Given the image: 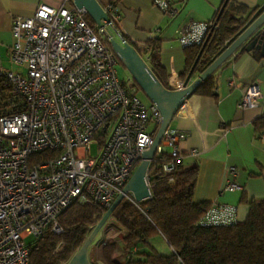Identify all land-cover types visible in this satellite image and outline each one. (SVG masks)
I'll return each mask as SVG.
<instances>
[{
    "label": "built area",
    "instance_id": "2783aa9c",
    "mask_svg": "<svg viewBox=\"0 0 264 264\" xmlns=\"http://www.w3.org/2000/svg\"><path fill=\"white\" fill-rule=\"evenodd\" d=\"M66 3L71 0H62L58 8L40 4L32 16L11 21L9 57L23 70L0 69V264H28L25 239L33 240L47 228L60 234L58 216L72 202L97 205L104 213L152 144L160 123L155 104L139 98L131 78L122 82L117 76L118 61L107 44L111 39L121 46L127 42L115 28V5L106 4L107 20L90 26L83 9ZM152 4L169 17L177 12L171 0ZM214 27V21L189 20L177 44L201 46ZM262 97L250 84L237 104L255 108ZM183 139V132L169 126L163 132L145 175L149 191L150 175L171 174L182 163L177 145ZM42 152L52 156L31 159ZM160 155L167 159L150 168ZM167 182H173L171 176ZM240 188L227 182L222 190ZM125 198L136 203L130 194ZM234 222L235 207L217 203L199 220L201 226ZM111 234L109 229L102 238Z\"/></svg>",
    "mask_w": 264,
    "mask_h": 264
},
{
    "label": "trees",
    "instance_id": "16d2710c",
    "mask_svg": "<svg viewBox=\"0 0 264 264\" xmlns=\"http://www.w3.org/2000/svg\"><path fill=\"white\" fill-rule=\"evenodd\" d=\"M115 1L118 0H111V3ZM220 8L214 19L215 27L193 67L192 77L198 76L260 13L257 8L249 9L234 0H222ZM85 20L90 26L94 25L88 15ZM130 45L141 57L149 49L148 66L162 86L170 88L155 51L157 43L148 41L147 50ZM107 46L110 48L109 44ZM200 47L184 48L185 68L179 73L182 80L192 67ZM2 82L0 78V90L3 89ZM214 86L213 72L200 83L194 94L214 97ZM253 126L257 132L264 131V116L256 119ZM51 156L52 152H42L31 159ZM156 159L157 162L150 168L160 165L167 158L160 155ZM181 164L171 174L158 172L149 176L152 187L148 199L139 203L127 198L120 201L113 209L111 219L113 226L124 231L120 239L122 248L118 246V237L113 236L115 228L111 224L103 226L104 233L112 229V236L102 238L91 247L92 251L88 250L91 264H264V200H248L247 215L241 222L235 221L226 226H201L199 220L210 205L192 202L197 167L182 168ZM168 176L172 177V183L167 182ZM102 214L97 205L72 202L58 216L62 228L60 234L47 228L28 244V264H65ZM156 235L165 240L171 253L163 255L151 246L149 240Z\"/></svg>",
    "mask_w": 264,
    "mask_h": 264
},
{
    "label": "crops",
    "instance_id": "0c3cea01",
    "mask_svg": "<svg viewBox=\"0 0 264 264\" xmlns=\"http://www.w3.org/2000/svg\"><path fill=\"white\" fill-rule=\"evenodd\" d=\"M61 1L0 0V69L23 70L13 65L9 57L13 42L12 19L32 16L40 4L58 8ZM234 1L249 9L264 10V0ZM97 2L104 7L111 0ZM221 2L171 0L177 10L173 17L155 8L152 0H118L113 4L119 15L116 21L119 34L140 50L146 49L148 41L156 42L158 48L155 51L168 85L177 89L182 82L179 73L185 68L184 48L176 41L181 27L189 20L215 22ZM70 5L66 3L65 6ZM245 44L214 71V97L193 93L169 123L170 129L185 134V139L177 145L183 156L182 168L197 167L192 202L234 206L237 222L246 218L248 200H264V131L257 132L253 126L256 119L264 116V97L255 108H241L237 104L241 93L250 84H255L264 96V57L255 49L245 51ZM149 54L148 49L142 55L147 64ZM195 78L193 76L192 80ZM227 182L238 183L240 190H222ZM151 246L158 251L153 244ZM88 250L92 251L91 248Z\"/></svg>",
    "mask_w": 264,
    "mask_h": 264
},
{
    "label": "water",
    "instance_id": "95a60500",
    "mask_svg": "<svg viewBox=\"0 0 264 264\" xmlns=\"http://www.w3.org/2000/svg\"><path fill=\"white\" fill-rule=\"evenodd\" d=\"M226 1V0H225ZM71 4L77 9H83L96 25H101V20H107L103 6L97 0H71ZM223 6L220 8L222 11ZM208 34L200 47L192 67L182 80L180 88H164L152 73L145 60L137 50L126 43L120 45L115 39H111L109 46L120 64L128 71L131 79L136 83L146 98L160 112V123L154 134L152 144L143 151L141 160L137 167L123 186L121 192L114 198L110 206L105 210L100 219L86 236L82 245L75 251L65 264H91L87 257V250L97 233L102 229L106 221L111 217L113 209L125 198L127 194L132 195L133 200L139 203L151 196L146 182V172L149 161L153 158L156 147L159 145L163 132L169 126L179 108L192 95L202 81L210 76L225 60H227L241 45L245 51L257 50L264 57V10H262L248 26L229 44L224 50L192 80V71L200 53L206 44Z\"/></svg>",
    "mask_w": 264,
    "mask_h": 264
},
{
    "label": "rangeland",
    "instance_id": "374dc122",
    "mask_svg": "<svg viewBox=\"0 0 264 264\" xmlns=\"http://www.w3.org/2000/svg\"><path fill=\"white\" fill-rule=\"evenodd\" d=\"M116 71H117V76L118 78L122 81V82H126L128 78H131L128 71L125 69V67L120 64V63H117L116 65ZM138 96L140 97V99L144 102V103H148L150 102L146 96L143 94V92L138 89ZM95 153V148H94V145H92L91 147V154H94ZM113 221L110 219H108L104 225V227L107 225V224H111L113 226ZM103 227V228H104ZM115 229H113V236H117L118 239V246H120V239L123 237L124 235V231L121 229V228H116L115 226H113ZM102 228V229H103ZM100 230L97 235L95 236V238L93 239V241L91 242V244L89 245L88 249L91 248L92 244H96L98 243L101 238H102V232L103 230ZM32 241V238L31 237H27L25 239V243L29 244L30 242ZM150 243L153 244L156 249L158 250L159 253L163 254V255H168L170 253V249L168 248V245L166 244V242L163 240V238L159 235H156L154 236L153 238H151L150 240ZM122 247L120 246V249Z\"/></svg>",
    "mask_w": 264,
    "mask_h": 264
}]
</instances>
